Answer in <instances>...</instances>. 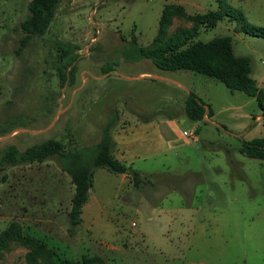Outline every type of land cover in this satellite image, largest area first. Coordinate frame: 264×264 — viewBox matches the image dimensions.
Instances as JSON below:
<instances>
[{"label": "rangeland", "instance_id": "374dc122", "mask_svg": "<svg viewBox=\"0 0 264 264\" xmlns=\"http://www.w3.org/2000/svg\"><path fill=\"white\" fill-rule=\"evenodd\" d=\"M227 1L264 26V0ZM27 2L0 0V153L8 143L22 149L47 137L65 147L93 143L108 117L131 107L176 113L186 127L192 120L182 115L183 90L158 72L181 81L212 112L189 126L196 139L183 137L134 163L145 169L140 186L95 168L88 195L95 203L87 199L76 224L67 215L73 184L54 156L0 163V264H30L25 255L34 247L35 264H80L83 257L87 264H264V160L238 150V137L264 135L256 99L203 73L134 59L136 44L156 35L165 3L181 6L165 27V38L180 39L193 15L218 9L215 0H57L45 31L16 55ZM241 24L227 16L200 24L182 44L229 34L234 54L249 56L264 104V38Z\"/></svg>", "mask_w": 264, "mask_h": 264}, {"label": "trees", "instance_id": "16d2710c", "mask_svg": "<svg viewBox=\"0 0 264 264\" xmlns=\"http://www.w3.org/2000/svg\"><path fill=\"white\" fill-rule=\"evenodd\" d=\"M56 2L57 0H28L27 12L19 20V27L23 34L14 48L16 55L20 53L32 35H41L45 31ZM215 2L218 9L192 16V25L182 31L180 39L172 36L165 38V27L169 23L170 11L173 8L180 10L181 6L165 3L159 17L156 35L149 45L136 44L137 52L134 59L148 58L162 70H191L214 77L231 91L237 89L253 96L264 117L262 90L251 76L250 58L248 55L234 54L229 34L216 35L207 40H191L182 44L196 31L198 25L212 26L226 16L229 19L235 18L242 21L243 31L264 38V26L246 21L240 7L233 6L227 0H215ZM132 41L135 43V35H132ZM106 68V70L111 68L110 63L106 64ZM69 74V80H72L73 68H69ZM59 78L60 83L66 79L65 73L61 70ZM183 111L192 121L203 120L204 115L210 116L212 112L209 104L192 91H188L184 96ZM117 119V113L108 117L100 126L98 139L90 144L65 147L62 140L53 137L31 143L22 149H18L13 143H8L0 153V163L14 165L43 161L54 156L59 168L69 175L73 184L67 215L69 222L76 224L81 220L82 205L88 198L93 170L96 167H104L113 173H125L135 187L140 186L145 180L138 170L118 160L112 154L114 140L111 129ZM238 139L240 142L238 150L242 154L264 160V135L250 139L238 137ZM37 251L34 247L26 252V260L30 264H35ZM86 259L83 257L80 264H87Z\"/></svg>", "mask_w": 264, "mask_h": 264}, {"label": "crops", "instance_id": "0c3cea01", "mask_svg": "<svg viewBox=\"0 0 264 264\" xmlns=\"http://www.w3.org/2000/svg\"><path fill=\"white\" fill-rule=\"evenodd\" d=\"M158 73L153 74V76H159L162 79L167 78L171 83L174 82L173 84H175V86L183 90L181 108L183 112L182 115L186 116L183 111V100L189 89L181 81L171 76ZM138 75L144 77L151 74H148V72H140L137 76ZM156 80L168 82L161 79ZM177 116L179 115H176V113L159 111H153L150 114H141L138 112V109L136 110L133 107L118 111V119L111 129V135L114 140V147L112 150L113 156L133 167L137 160L155 155L160 148H162V150H164V148L170 149L178 145L179 143L177 142L179 141L183 143L186 142L182 139L181 130L196 125L197 121H191L186 127H179L178 121H181L183 117L176 120ZM133 168L140 173L145 172L143 168ZM115 174H118L119 182L126 181L127 185L130 187V178L125 173ZM87 199L89 200V197ZM90 203H95V199H92Z\"/></svg>", "mask_w": 264, "mask_h": 264}, {"label": "built area", "instance_id": "2783aa9c", "mask_svg": "<svg viewBox=\"0 0 264 264\" xmlns=\"http://www.w3.org/2000/svg\"><path fill=\"white\" fill-rule=\"evenodd\" d=\"M181 136L196 139V131L194 127H188L181 130Z\"/></svg>", "mask_w": 264, "mask_h": 264}]
</instances>
